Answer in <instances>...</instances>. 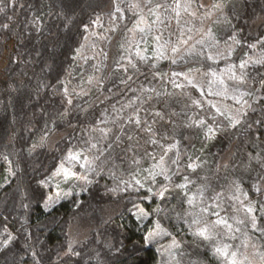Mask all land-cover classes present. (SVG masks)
<instances>
[{
  "label": "trees",
  "instance_id": "16d2710c",
  "mask_svg": "<svg viewBox=\"0 0 264 264\" xmlns=\"http://www.w3.org/2000/svg\"><path fill=\"white\" fill-rule=\"evenodd\" d=\"M222 1L229 22L219 26L221 40L235 34L245 50L264 38V0ZM111 5L112 0H0V264H158L159 244L147 242L153 217L143 222L137 210L143 206L153 213L162 201L158 192L175 189L184 178H241L250 199L257 200L264 247V63L248 74L260 100L252 103L242 125L232 127L214 115L218 130L211 140L194 123L179 130V167L171 180L150 183L152 192L123 187L116 181L128 175L119 169L126 159L118 154L98 162L95 182L80 198H64L51 207L53 189L45 183L65 155L83 144L80 136L97 126L102 109L138 81L170 71V63L155 68L146 64L129 77L112 65L102 86L89 95L64 91L66 79L85 76L74 56L86 30L99 16L109 15ZM260 48L264 52V43ZM196 61L207 69L225 63ZM65 131L70 133L53 149L40 143ZM124 131L129 135L128 128ZM200 149L209 156L207 174L189 166ZM7 170L14 177L3 186ZM75 224L85 226L87 238L71 246L69 231ZM196 248L190 250L211 260L208 247Z\"/></svg>",
  "mask_w": 264,
  "mask_h": 264
},
{
  "label": "rangeland",
  "instance_id": "374dc122",
  "mask_svg": "<svg viewBox=\"0 0 264 264\" xmlns=\"http://www.w3.org/2000/svg\"><path fill=\"white\" fill-rule=\"evenodd\" d=\"M108 11L86 30L74 56L85 76L64 81L68 95L87 96L101 87L112 65L129 77L146 64L155 68L170 63V71L160 78L156 73L146 81L137 80L128 93L117 95L102 109L97 126L80 136L83 144L65 155L45 183L53 189L51 207L64 198H80L95 182L98 162L105 157L114 160L118 154L126 159L120 174L128 175L116 182L152 192L150 183L169 181L178 172L181 128L189 123L203 126L211 140L218 130L214 115L237 127L252 103L260 100L248 74L264 63L260 48L264 38L245 50L235 34L221 40L219 26L229 22L222 0H112ZM196 60L225 63L207 69ZM68 132L45 136L40 143L53 149ZM189 166L204 174L211 170L205 149ZM13 177L7 170L3 186ZM158 194L162 201L153 213L143 206L137 210L143 222L153 217L147 242L159 244L158 264H264L259 206L241 178L231 175L215 182L184 178L175 189ZM69 236L70 245L76 246L87 238V230L75 224ZM190 247L204 251L208 247L211 260Z\"/></svg>",
  "mask_w": 264,
  "mask_h": 264
}]
</instances>
